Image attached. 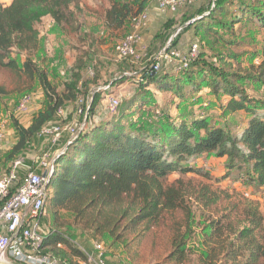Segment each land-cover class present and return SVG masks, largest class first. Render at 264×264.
I'll return each instance as SVG.
<instances>
[{
	"label": "trees",
	"instance_id": "1",
	"mask_svg": "<svg viewBox=\"0 0 264 264\" xmlns=\"http://www.w3.org/2000/svg\"><path fill=\"white\" fill-rule=\"evenodd\" d=\"M151 1L108 0L109 6L102 16L103 30L108 34L124 31L131 18L143 12ZM232 10L236 14L229 22H223ZM202 14V9L197 10L193 16L200 18L190 23L194 17L189 16L182 20V25L189 23L185 31L193 29L199 36L200 40L195 42L199 53L202 47H207L216 52L219 62H225L219 53L225 48H217L220 31L232 35L234 25L243 19L264 27V0H215L208 14L201 17ZM82 15L81 0H12L9 5L0 4V68L30 87L37 84L44 98L27 127L11 120L16 142L1 155L3 168L21 157L45 126L61 117L59 110L63 111L68 104H77L80 94L91 90L87 84L82 88L83 71L87 56L96 50L100 41L82 31ZM45 17L61 33L71 32L81 43H87L85 54L74 58L68 68L60 91L52 80V77L58 78L59 71L52 73L33 58L41 49L39 26ZM165 27L170 28L171 24L166 23ZM256 52L257 65L247 69H241L237 57L229 52L226 55L235 60V69L231 65H227V70L213 67L198 53L176 79L158 73L149 74L139 83L143 89L154 85L159 92H170L180 100L186 99V94L201 100V90H206L215 100L221 95L225 99L220 104L223 112H243L247 117L242 130L236 134L225 127H212L204 119L182 118L173 122L162 116L156 121H135L129 112L134 105L143 112L141 107L148 105L145 93L120 105L111 116L99 115L100 92L96 90L99 78L95 71L90 84L95 90L90 94L89 106L86 108L85 103L80 106L79 122L87 110L83 131L74 140L69 134H63L62 146L51 158L53 171L48 178L44 211L49 209L56 231L49 230L44 236L40 253L58 259L60 264H89L88 257H94L93 244L75 245L57 230L60 225H69L75 231L121 247V260L131 264L127 255L131 241H137L151 228L165 227L167 215L180 211L185 216L173 226L167 259L175 264L185 262L192 250L188 240L195 222L186 207L189 194L181 180L165 184L170 175L207 176L192 164L212 156L223 162V178L235 176L256 189L264 188V114L261 113L264 104L253 103L243 86L245 82L264 86V43ZM13 54L24 59L20 65ZM185 89L187 93H183ZM9 93L0 86V97ZM191 198L204 200L205 206L217 202L205 191L189 196L188 200ZM61 212L68 214L71 221L65 223ZM199 240L200 264H264V216L252 202L237 203L224 215L207 221ZM105 264L110 263L105 260Z\"/></svg>",
	"mask_w": 264,
	"mask_h": 264
},
{
	"label": "rangeland",
	"instance_id": "2",
	"mask_svg": "<svg viewBox=\"0 0 264 264\" xmlns=\"http://www.w3.org/2000/svg\"><path fill=\"white\" fill-rule=\"evenodd\" d=\"M214 2L215 0H195L192 5L180 9L175 14H160L156 10L155 1L152 0L149 18L153 20L151 22L149 21V24L152 23L151 26L148 24V27L142 31L141 43L136 47L138 59L121 61L116 58L114 48L117 43L128 34L130 27L128 26V28L121 32L113 34L106 33L102 26V16L104 10L109 6L108 0H81L83 15L80 17V23L82 24V31L94 35L100 41L96 50L87 56L88 59L83 71L84 83L82 88L86 87L87 84L91 90L85 95L80 94L79 101H82V103L78 101L77 104H68L63 110V115L58 118L57 121L53 122V124L56 126H63L73 121L75 122L76 120L79 122L76 112L79 105L85 103L86 99H89L90 94L95 90V87L90 84L94 78V72L96 71L99 78L96 90L100 92L99 105L97 106L99 115H104L106 97L118 98L120 105H122L132 100L136 95L141 96L142 93H145L144 99L148 100V105L146 107H141L140 110L143 112L138 111L136 108L137 105H134L129 112L132 114V118L135 121H156L158 117L162 116L169 117L173 122L182 118L187 121L204 119L212 127H225L233 134L239 133L245 125L247 117L243 112L234 114L223 112L222 108H220V104L224 103L225 99L221 95L218 100H215L206 90H201V100H195L192 98L193 96H191V94H186V99L180 100L174 97L170 92H159L154 85L146 89L139 86V83L142 82L139 77L142 74L143 68L150 65L153 57L166 46L168 42H170L169 46L171 49H175L180 52L181 55H185L189 47L200 40L193 29L185 31L187 23L183 26L182 20L189 16L193 18L197 15V10L199 9L204 11L201 17L207 15L208 10L213 8ZM235 14L236 10H232V12L228 13L223 19V22H229L231 16ZM199 18L198 16L194 17L190 23ZM166 23H170L171 27L166 28ZM41 30L44 33L41 39V49L36 57L33 58L38 60L41 66H47L52 73L54 70H56V72L57 70H61L58 78L52 77L54 85H56L60 91L62 89V83H64L68 73L69 66L72 64L74 58L81 56L83 53L85 54L87 43H81L77 35L71 32L66 31L67 33L63 34L55 29L48 30L41 28ZM46 33L50 36H47ZM232 33L231 35L224 30L220 31L221 41L218 42L217 48H225L219 51V53H221L220 55L225 59V62H219V56H217L216 52L209 51L207 47H202L198 56L201 57L205 63H209L217 68L223 67L226 70L229 67L227 65H231L233 69L237 67L235 60L226 55L228 52L230 55L237 57L241 69H247L257 65L258 57L256 56V50L264 43V27H260L257 24L243 19L241 22L234 25ZM217 48L215 49L218 50ZM12 57L16 59L19 65L24 60L21 56L16 54H13ZM57 60L61 66H57ZM180 74L181 71L178 70L175 63H167L162 64V68L158 75H166L174 80L179 77L178 75ZM0 86L10 91L9 95L0 97V124L5 126V131L9 136V140L13 141V139H16V134L12 129L11 120L14 119L18 121L22 126L31 121L32 117L42 106L44 99L43 93L37 84H32L30 87L29 84L14 77L11 72L1 68ZM243 86L253 103L260 102L264 104L263 85L245 82ZM185 90L183 93H187L188 89ZM24 93L33 95L35 99V104H33L34 109L31 108V113L28 114H17L15 108L20 96ZM261 113L264 114V110H262ZM68 117H70V119L66 121ZM64 138L65 135L55 144L52 143L50 137H37L34 139L21 157L17 158L21 164L15 170V187L20 185L30 173L42 174L44 169L43 163H47L51 160L53 153H56V151L61 148V141L64 140ZM1 159L2 158H0V166L2 167ZM13 162L9 165L6 164L4 168L2 167L5 173L4 175L10 172ZM192 167L202 170L207 176H199L196 174L179 176L178 174H172L166 179L165 184L170 185L174 181L180 179L186 189L185 192L189 194V196L193 197V195H198L201 191H205L208 193L210 199L216 198L217 202L209 203L208 206H205L204 200L197 201L195 198L188 200L189 196L187 197L186 207L193 214L195 223L192 226L191 237L188 240V247L192 248V250L191 253L188 254L186 261L182 264H200L199 253L201 249L197 246L200 243L199 234L201 233L203 225L206 224L207 221L224 215L233 205L240 202H252L264 216V188L256 189L254 186L248 184V181L244 180L241 182L234 178L235 176L233 178H223L225 175L223 162L212 156L201 158L197 162H194ZM60 215L65 219V223L71 221V217H69L68 214L61 212ZM184 216L185 213H181L180 211L178 213L174 212L168 214L165 227H161L160 229L151 228L149 231L141 234L137 241H131L127 251L130 263L175 264L171 260H168L167 256L171 251L173 226L179 220L184 219ZM40 228L41 231L55 230L51 222L48 208L43 212ZM60 228V232L63 235L80 245L81 243H89L90 245L99 243L105 249L106 255H113L111 260H108V256L105 255L106 263L126 264L123 260H120L122 257L119 258L120 255L123 256L121 247L111 245L110 242L101 238H93L88 233L75 231L71 229L69 225H66V227L60 225ZM141 229L142 226L138 228V230ZM92 255L95 256L94 253H92Z\"/></svg>",
	"mask_w": 264,
	"mask_h": 264
},
{
	"label": "built area",
	"instance_id": "3",
	"mask_svg": "<svg viewBox=\"0 0 264 264\" xmlns=\"http://www.w3.org/2000/svg\"><path fill=\"white\" fill-rule=\"evenodd\" d=\"M156 10L160 14H175L180 9L190 6L195 0H154ZM208 14V13H207ZM149 14L145 9L130 20V31L115 46L116 58L121 61L136 60V47L141 43L142 31L148 27ZM167 43L152 59L150 65L142 70L139 77L143 80L149 74H158L162 64L175 63L178 70H185L188 65L197 57L199 47L193 43L185 55L175 49H171ZM99 90V89H98ZM91 99H86V108ZM35 102L32 94H23L15 108L17 114H28ZM82 103V101H79ZM78 107L76 115L82 114ZM120 101L115 97L105 98V109L103 114L111 116L116 113ZM58 115L62 116L63 111L59 110ZM87 110L84 113L82 122L77 120L63 126L50 124L45 126L38 137H50L55 144L64 133L69 134L74 140L83 131L86 122ZM7 137L5 126L0 124V156L4 150V143ZM69 143V142H68ZM67 143V144H68ZM65 147L61 150V152ZM21 164L16 160L12 164L10 172L0 178V260L13 264H60V261L49 255L40 253L44 236L49 230H42L40 222L45 208L46 190L44 188L47 179L42 174L30 173L15 187V170ZM43 172L50 175L53 171V159L43 163ZM94 257H88L89 264H105V249L99 243H93Z\"/></svg>",
	"mask_w": 264,
	"mask_h": 264
},
{
	"label": "crops",
	"instance_id": "4",
	"mask_svg": "<svg viewBox=\"0 0 264 264\" xmlns=\"http://www.w3.org/2000/svg\"><path fill=\"white\" fill-rule=\"evenodd\" d=\"M11 1H12V0H1V1H0V4H3V5H9V4L11 3ZM6 2H7V3H6ZM150 9H151V3L146 7V10H147L148 14H149V12H150ZM152 20H153V19H152ZM152 20H151V18H149V21H150V22H151ZM151 24H152V23H150L149 26H151ZM44 25H45L46 27H45ZM41 28H42V29H48V30H54V29H55L56 31L59 30V29L56 28V26L54 25L53 21H52L49 17H45V18L43 19V21H42V24L39 26L40 37L42 38V36H44V33H43V31L41 30ZM48 30H47V31H48ZM46 35H47V36H50L48 33H46ZM73 60H74V59H73ZM33 61H34V60H33ZM56 62H57V66H61L58 60H57ZM72 63H73V61H72ZM71 65H72V64H71ZM71 65H70V66H71ZM70 66H69V67H70ZM60 71H61V70H59L58 75L60 74ZM59 76H60V75H59ZM50 80H51V79H50ZM34 104H35V103H34ZM32 108L34 109L33 106H32ZM33 109H32V110H33ZM29 113H31V111H30ZM30 122H31V121H29L26 125H23V127H27V126L30 124ZM15 142H16V139H13V141H10V140H9V136H8V134H7V137H6V140H5V143H4V150H3V152L6 151V150H8V149H10V148L15 144ZM3 152H2V154H3ZM2 154H1V155H2ZM0 157H1V156H0ZM4 174H5V173H4V170H3V168L0 166V178H1L2 176H4ZM60 229H61V228H58L57 230L60 231ZM54 231H56V230H54ZM73 243L76 245V242H75V241H73ZM106 256H108V255H106ZM106 256H105V260H106ZM112 256H113V255H109V256L107 257V259H108V260H109V259L111 260V259H112ZM120 257H121V255L119 256V258H120ZM120 260H121V259H120ZM120 260H119V261H120Z\"/></svg>",
	"mask_w": 264,
	"mask_h": 264
},
{
	"label": "water",
	"instance_id": "5",
	"mask_svg": "<svg viewBox=\"0 0 264 264\" xmlns=\"http://www.w3.org/2000/svg\"><path fill=\"white\" fill-rule=\"evenodd\" d=\"M188 24L189 23H187L186 25H188ZM42 177L45 178V179H47V183L44 186V188L47 189L48 188V185H49V183H48L49 175L47 174V172H43L42 173ZM0 264H13V263H9V262H5V261L0 260Z\"/></svg>",
	"mask_w": 264,
	"mask_h": 264
}]
</instances>
